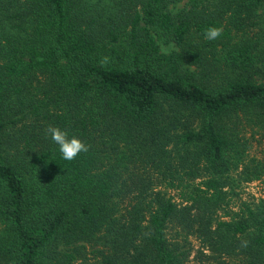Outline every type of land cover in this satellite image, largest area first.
<instances>
[{"label":"trees","instance_id":"1","mask_svg":"<svg viewBox=\"0 0 264 264\" xmlns=\"http://www.w3.org/2000/svg\"><path fill=\"white\" fill-rule=\"evenodd\" d=\"M263 146L264 0H0V264H264Z\"/></svg>","mask_w":264,"mask_h":264},{"label":"clouds","instance_id":"2","mask_svg":"<svg viewBox=\"0 0 264 264\" xmlns=\"http://www.w3.org/2000/svg\"><path fill=\"white\" fill-rule=\"evenodd\" d=\"M223 34L222 27L211 26L204 30V38L208 41H214ZM109 63V57H102L100 66L103 67ZM45 135L50 137L51 141L57 145L61 158L65 161L72 162L81 153H88L90 146L76 136H70L67 130L58 126L49 125L45 129ZM248 241H242L241 247L246 248Z\"/></svg>","mask_w":264,"mask_h":264},{"label":"rangeland","instance_id":"3","mask_svg":"<svg viewBox=\"0 0 264 264\" xmlns=\"http://www.w3.org/2000/svg\"><path fill=\"white\" fill-rule=\"evenodd\" d=\"M263 193H264V185L260 181H254L249 183V185L246 187L244 195L247 196L250 194H254L256 196H260Z\"/></svg>","mask_w":264,"mask_h":264}]
</instances>
